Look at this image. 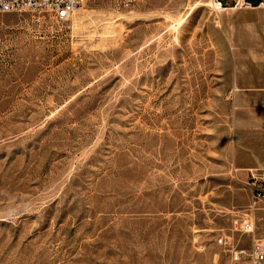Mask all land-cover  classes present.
<instances>
[{"label":"rangeland","instance_id":"rangeland-1","mask_svg":"<svg viewBox=\"0 0 264 264\" xmlns=\"http://www.w3.org/2000/svg\"><path fill=\"white\" fill-rule=\"evenodd\" d=\"M252 173L264 4L0 13V264H239Z\"/></svg>","mask_w":264,"mask_h":264},{"label":"built area","instance_id":"built-area-1","mask_svg":"<svg viewBox=\"0 0 264 264\" xmlns=\"http://www.w3.org/2000/svg\"><path fill=\"white\" fill-rule=\"evenodd\" d=\"M86 1L89 0H0V13L29 12L33 20L39 21L41 14L49 13L57 20H65ZM125 5L140 0H121ZM232 6H253L249 0H227ZM216 9L227 6L224 0H212ZM251 201L247 206L245 216L236 221L235 229L250 236L249 246L235 243L231 235L223 233L218 237V242L227 247L230 259L239 264H264V232L258 233V212L264 210V173L251 177ZM264 228V227H263ZM206 245L200 246L205 250Z\"/></svg>","mask_w":264,"mask_h":264},{"label":"crops","instance_id":"crops-1","mask_svg":"<svg viewBox=\"0 0 264 264\" xmlns=\"http://www.w3.org/2000/svg\"><path fill=\"white\" fill-rule=\"evenodd\" d=\"M253 5L254 4H263L264 2V0H249Z\"/></svg>","mask_w":264,"mask_h":264},{"label":"trees","instance_id":"trees-1","mask_svg":"<svg viewBox=\"0 0 264 264\" xmlns=\"http://www.w3.org/2000/svg\"><path fill=\"white\" fill-rule=\"evenodd\" d=\"M224 1H225V3H226L227 6H232V4L227 3L228 2L227 0H224ZM254 5L256 6L258 4H254Z\"/></svg>","mask_w":264,"mask_h":264},{"label":"bare ground","instance_id":"bare-ground-1","mask_svg":"<svg viewBox=\"0 0 264 264\" xmlns=\"http://www.w3.org/2000/svg\"><path fill=\"white\" fill-rule=\"evenodd\" d=\"M213 4V3H212ZM264 4V3H263ZM225 8H228V7H225ZM225 8H223V9H225Z\"/></svg>","mask_w":264,"mask_h":264}]
</instances>
